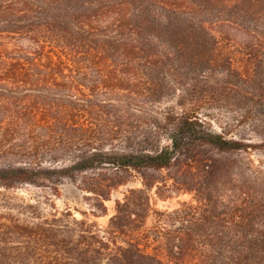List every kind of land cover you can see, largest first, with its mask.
<instances>
[{"label": "trees", "instance_id": "1", "mask_svg": "<svg viewBox=\"0 0 264 264\" xmlns=\"http://www.w3.org/2000/svg\"><path fill=\"white\" fill-rule=\"evenodd\" d=\"M180 72L263 87L264 0H0V264H264V164L234 158L264 142L162 111ZM64 181L80 219L51 200Z\"/></svg>", "mask_w": 264, "mask_h": 264}, {"label": "rangeland", "instance_id": "2", "mask_svg": "<svg viewBox=\"0 0 264 264\" xmlns=\"http://www.w3.org/2000/svg\"><path fill=\"white\" fill-rule=\"evenodd\" d=\"M179 78V82L183 84L186 90L184 98L179 97L181 96L179 91L175 94L170 93L168 99L159 106L162 111L175 108L176 102L183 99L189 108L195 110L216 132H226L228 138L243 139L251 144L264 142V101L258 100L264 94V85L261 88L258 86L241 87L237 92L220 85L216 77L213 76H211L212 80L206 83L201 78L196 79L193 77L192 79V76L185 72H180ZM261 79L264 80V75H261ZM245 92H251L255 95V98L245 97ZM234 158L243 161V164L247 161V158L254 161L256 166L259 162L264 164V147L250 151V155L246 153L237 154ZM165 175V172L153 173V177L159 179L164 178ZM141 187V181L135 179L127 186L119 188L113 193L111 200L105 204L107 215L91 219L104 228L109 217L113 214L114 200L121 199L122 194L128 188L140 189ZM59 188V195L51 197L55 209L58 212L69 211L75 218L80 219V212L87 210L83 201L84 194L68 181H64ZM0 192L4 191L0 189ZM17 194L28 201L34 199L44 202L42 191L32 187H24L18 190ZM151 197L153 209L159 211H170L178 208L182 203L193 201L192 196L188 194H173L170 198L161 200L156 198L154 190L151 192Z\"/></svg>", "mask_w": 264, "mask_h": 264}]
</instances>
